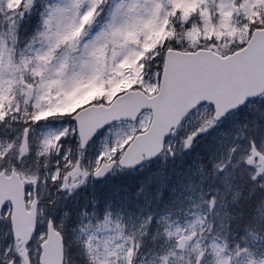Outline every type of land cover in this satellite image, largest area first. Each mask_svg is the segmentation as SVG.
Listing matches in <instances>:
<instances>
[{
	"label": "snow or ice",
	"instance_id": "1",
	"mask_svg": "<svg viewBox=\"0 0 264 264\" xmlns=\"http://www.w3.org/2000/svg\"><path fill=\"white\" fill-rule=\"evenodd\" d=\"M0 264H264V0H0Z\"/></svg>",
	"mask_w": 264,
	"mask_h": 264
}]
</instances>
